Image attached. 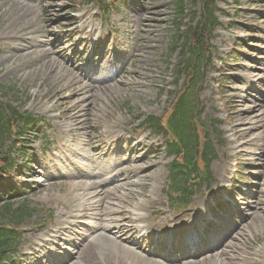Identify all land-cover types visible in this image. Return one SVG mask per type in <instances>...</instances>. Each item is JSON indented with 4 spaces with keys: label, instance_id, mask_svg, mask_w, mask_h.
Wrapping results in <instances>:
<instances>
[{
    "label": "rangeland",
    "instance_id": "374dc122",
    "mask_svg": "<svg viewBox=\"0 0 264 264\" xmlns=\"http://www.w3.org/2000/svg\"><path fill=\"white\" fill-rule=\"evenodd\" d=\"M179 1L0 0V25L9 22L7 17L13 16L12 13H17V26L35 29L40 38L39 43L26 50L27 55L18 53L16 57L14 52H8L10 44L0 43V101H6L2 87L15 88L19 92L16 102L40 117L32 129L33 134L27 135L25 144L28 146L12 148L22 166L5 178L9 182L13 178L12 185L18 189V183L28 187L26 194L15 199V206L28 199L31 207L36 208L34 215L21 224L23 242L11 264H264V0L219 2L221 25L213 39V64L206 73L200 96L205 103V119L218 120L221 124L217 125V132L222 136L212 127L216 147L210 166L212 183H204L199 188L193 206L175 213L169 202L166 185L170 158L164 137L154 136L150 129L136 133L135 127L145 117L165 113L172 91L182 82L180 79L176 83L175 67L180 52L173 48L174 35L179 29ZM184 2L187 16L183 21L187 26L192 23L191 14L196 7L192 0ZM147 16H151V24L141 38L128 24L133 20L143 24ZM44 24L50 25L51 31L43 29ZM83 26L84 31H79ZM72 30L76 31L68 37ZM42 34L50 36L44 38ZM86 37V43H82ZM140 39L148 45L146 49L141 48L146 54L141 64L154 71L148 76L141 74L145 81L135 84L131 54L138 49ZM243 39H247V46L240 64L228 66L226 63H235L230 52ZM120 40L128 52H114L103 59L104 44L118 49ZM82 54L86 56L87 66L80 71L78 63ZM51 58L81 80L111 60L113 68L108 75L89 83L87 89H93L90 95L94 96L90 110L92 121L84 127L77 124L76 117L85 110L76 108L79 101L75 98L68 104L69 113L62 108L47 111L62 99H48L45 95L53 93L51 86L56 83V76L47 68ZM12 59L14 67H11ZM36 65L41 68L36 69ZM225 68L232 69L235 84H229L221 93L218 82ZM57 78L56 90L63 83V78ZM122 79L129 85H121ZM226 100L232 105L230 111H225ZM117 118L120 122L114 133L111 125ZM250 121L259 128L253 141L245 143L244 129L251 125ZM92 131L98 136L88 143ZM78 132L86 152L80 148ZM124 133L149 134L153 138L152 144L146 143L147 150H158L163 160L159 175L154 177L156 190L152 183L136 184L137 179L129 171L124 173L127 185L115 181L121 173L117 157L131 159L134 156V146L129 145L131 140L123 142L125 145L119 151V135ZM107 153H110L109 159L105 158ZM145 161L143 164L150 160ZM26 162L29 165H25ZM239 167L242 172L236 170ZM92 191L103 200L97 197L99 201L86 215H81ZM3 196L10 195L7 192ZM142 203L147 206H141ZM252 206L256 212L248 218ZM115 208L123 210L124 214L115 212ZM51 213L53 218L49 220ZM214 217L219 220H212ZM2 219L0 217V221ZM97 219L112 227L111 231H95ZM122 219L130 221H120ZM118 226H124L123 230L119 231ZM47 229L55 230L48 238L43 236ZM78 233H82L85 240L73 255ZM228 233L231 235L224 240L225 252L236 260L234 263L223 253L194 261L192 254L203 252L206 236L209 246H218ZM143 234L148 237L140 240ZM61 237L65 241L60 240ZM47 250H58L59 255L47 256ZM180 257L185 258L176 261Z\"/></svg>",
    "mask_w": 264,
    "mask_h": 264
},
{
    "label": "trees",
    "instance_id": "16d2710c",
    "mask_svg": "<svg viewBox=\"0 0 264 264\" xmlns=\"http://www.w3.org/2000/svg\"><path fill=\"white\" fill-rule=\"evenodd\" d=\"M194 3L197 4V0H194ZM215 3L216 0H201V11H194L196 15L192 17L196 22L189 26L185 33L178 31L174 35V49L183 38L185 39V50L179 69L187 76L186 84L177 91L171 111L165 120L156 117H149L147 120V124L156 126L165 133L169 145L168 152L174 157L171 166L174 190H170V198L175 207L190 204L196 185L208 178L209 165L214 157L209 129L201 119L197 92L206 73L205 62L210 58L208 37L204 38L203 34L206 33L207 26L211 32L217 24L213 11ZM184 10L181 1L180 18L185 15ZM180 18L179 27L182 25ZM1 92L9 101L19 100V92L15 88L4 86ZM33 118L28 112L21 114L11 104L0 102V140L22 122L25 128L33 126ZM21 136L25 137L24 134ZM1 154L0 143V172H7L6 169L12 166L10 162L2 160ZM10 190H15V187ZM0 203V217H3L0 221V264H6V261L19 252L22 242L19 224L31 217L36 209L31 208L27 202L15 207L13 200L2 197ZM52 216L53 214L49 217Z\"/></svg>",
    "mask_w": 264,
    "mask_h": 264
},
{
    "label": "bare ground",
    "instance_id": "6f19581e",
    "mask_svg": "<svg viewBox=\"0 0 264 264\" xmlns=\"http://www.w3.org/2000/svg\"><path fill=\"white\" fill-rule=\"evenodd\" d=\"M46 13H48V9H46ZM13 16H8L7 18L9 19V22L2 23L0 25V43H3L5 45L10 44V48L8 52H14V57L17 56L18 53H21L20 56L27 55L26 50L33 48L37 43L40 42V38L36 36L35 34V29H32L30 27H19L17 26V21L19 17L17 16L19 14L17 13H12ZM145 23L143 24H136V21L133 20L132 23L128 24V27L131 28L133 32H137L140 34L141 38L144 32L147 31V27H149L150 21H151V16H147L143 19ZM16 23V24H15ZM145 29H143V27ZM43 29H50V25L44 24ZM85 26H83L79 31H84ZM76 30H72L69 34L68 37L72 36L75 33ZM93 33V30L91 31ZM153 33V32H152ZM50 36L49 35H44L42 34V37L46 38ZM87 37L82 40V43H86ZM120 44L118 45V49H115L113 46H109L108 44H104L103 49H102V58L105 59L114 52H119L120 54H126L128 52V49L124 47V42L120 40ZM58 45H61L60 43H57ZM139 47L138 49L131 54V58L133 59V71L135 72L136 76L134 75V78H136V81L134 82L135 84L137 81H145L144 77H140L141 74H144L146 76L151 75V73L154 71L152 67L149 68H144V66L141 64L142 62L145 61V52L141 50V48H147V44L145 41H142L140 39L139 41ZM13 64L11 67H14L15 61H13ZM111 60L106 61L103 63L98 70L94 71L91 74H87V76L84 79H79L76 75H74L69 69H67L65 66L61 67L60 65L56 64L54 59L51 58L49 63L47 64V68L51 69L53 74L56 76V83L51 86V89H53V93L47 92L45 95L48 99H53L56 97H62L61 100H59L55 105L52 107L47 108V111H52L57 108H62L64 109L65 113L70 112V108L68 107V104L72 101V99H77L79 102L76 106L78 110H85L83 114H80L76 117L77 124L79 126L84 127L86 124L90 123L92 121V116L90 113V110L93 109V100L94 96L90 95V93L93 91V89L88 90V86L90 82H96L99 80L101 76H107L108 72L110 69H112V64L110 63ZM79 70L82 71L84 67L87 66L86 63V56L85 54H82L79 58ZM40 65H36V69H40ZM66 70V72L64 71ZM77 70V69H75ZM109 74H112L109 73ZM57 76H60V79L63 78V83L61 85V88L55 89L56 86L59 84ZM121 85L123 86H128L129 84L122 79L121 80ZM65 94H68V96H65ZM105 106H110L109 103L103 102ZM97 116V115H94ZM84 117V118H83ZM255 117L259 118L261 115H256ZM84 119V120H83ZM120 122V119L117 118L116 121H113V124L111 125L112 131L116 133L117 130L115 129L118 123ZM251 124V125H250ZM256 123H252L251 121L249 122V127L245 128L244 131L246 132V142L245 143H250L253 141L254 136L256 134V129L257 127L255 125ZM248 125V124H247ZM261 127V126H260ZM76 129H81V128H76ZM255 131V133H254ZM253 134L252 137L249 138V135ZM80 132H78V136L80 138ZM98 133L96 131H92L90 137L88 138V143L92 141L93 138L97 137ZM120 139V146H119V151H122L125 143L123 142H129V145L134 146L133 150V157L131 159H123L121 156L117 157L116 164L120 168V174L115 177V181L121 183L122 185L125 184L127 185L126 181L127 178L124 176V173L126 172H131L133 174V178L137 179L136 184L143 182L145 184H151L153 185L154 190H156V181H154V177L159 175V167L162 163V156L158 153V150L151 151L147 150V144H152L153 143V138L149 134H142V135H127V134H121L119 135ZM82 139L80 138V148L86 152L87 148L82 145ZM244 143V144H245ZM100 144V143H99ZM148 159L150 160L148 163L143 164V162H146L145 160ZM99 167L100 166L98 164ZM162 186H160L161 188ZM98 194H94L92 191V196L87 198V203L82 207L81 209V215H86L87 210L90 209L96 202L99 200H103L101 197L99 200H97ZM141 206H147V203H142ZM101 208L99 207V210ZM115 212H119L120 214H124V211L117 210L116 208L114 209ZM104 211V210H101ZM250 213L248 215V218L256 212V210L253 208V206L250 208ZM139 216V214H138ZM120 221L126 222L130 221L128 219H122ZM131 223V222H130ZM132 227L136 230L139 229L137 225H134L132 223ZM95 231L96 230H103L104 232H109L111 231L112 227L105 225L102 223V219H97L96 225H95ZM119 231H122L124 226H118ZM59 230V229H57ZM55 230H52L49 232V229L46 230L45 234L43 235L44 237L49 236V234L54 233ZM62 241H65L64 237H61ZM77 246H76V251L73 252V255L78 253L79 248L83 245L84 243V237L82 233H78L77 235ZM66 243V242H64ZM62 244V243H61ZM60 245V244H59ZM220 249H217V246L207 252H201L197 253L196 256L194 257L196 260L195 262L198 261H203L205 259L212 258L216 255H221L222 253L225 255V258L228 259L231 263H234L236 260H233L232 257L227 256V252H225L227 243L224 241L222 245L220 246ZM219 248V247H218ZM58 250H55L54 253L56 254ZM72 255V256H73ZM184 259V257L182 258ZM146 261V260H145ZM178 261V260H177ZM150 263V262H149Z\"/></svg>",
    "mask_w": 264,
    "mask_h": 264
}]
</instances>
